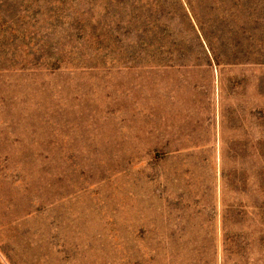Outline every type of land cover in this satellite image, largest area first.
<instances>
[{
    "label": "rangeland",
    "instance_id": "rangeland-1",
    "mask_svg": "<svg viewBox=\"0 0 264 264\" xmlns=\"http://www.w3.org/2000/svg\"><path fill=\"white\" fill-rule=\"evenodd\" d=\"M0 264H264V0H0Z\"/></svg>",
    "mask_w": 264,
    "mask_h": 264
}]
</instances>
